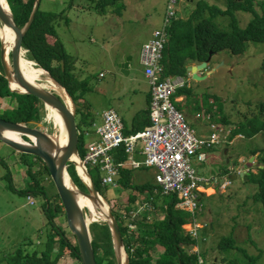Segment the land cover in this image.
<instances>
[{"label":"trees","instance_id":"obj_1","mask_svg":"<svg viewBox=\"0 0 264 264\" xmlns=\"http://www.w3.org/2000/svg\"><path fill=\"white\" fill-rule=\"evenodd\" d=\"M6 1L12 13L15 25L19 29H22L29 20L35 0ZM116 1L118 0H99L98 7L100 6V11L98 14L104 15L107 11H110L120 15V11L124 10V6L121 5L117 7ZM119 1L122 2V0ZM41 2L42 0H40V5ZM178 2L179 0L174 4V10ZM40 5L32 25L22 41V48L25 51L23 58L29 62H33L37 68L48 73L51 78L65 90L73 101L76 107V116H81L80 125H76V127L78 132L77 148L79 157L82 159L86 150L83 137L88 133V131H86L87 129L91 127L94 128V122H90V124L85 127L86 121L82 114L85 105L79 108L77 107V103L90 91L88 89L89 78L84 80H79L77 78L74 72L75 70L72 69V56L65 51L64 45L56 31V26L59 22L64 18L65 20L68 19L66 11L71 10L74 5L71 0V4H67L64 11L60 13L42 11ZM258 5L260 13L256 10V0H226L224 9L214 4L210 5L205 0H198L194 10L189 13L186 19L180 18L175 11V15L167 28V40L161 52L160 65L162 67V74L160 75V80L177 76L187 78L189 77L187 67L190 66L191 63H196L193 64V66L207 61L209 63L211 58L220 52H228L235 56L243 55L246 53L249 43H264V0H260ZM113 6H116L115 10L112 8ZM167 6L168 0L166 9ZM107 8H110V10H106ZM237 12L247 13L251 16V19L244 28L239 26V22L236 18ZM163 21L164 17L161 26ZM161 26L155 28L153 31L160 29ZM11 32L13 34L12 30ZM138 60L140 64V53ZM62 63L63 68L61 66ZM140 66L142 67L141 64ZM181 96L187 98L191 96V93L186 87H183L178 89L172 97L173 103L180 112L183 110V105L181 106L180 103L176 102V98ZM0 99L10 104L9 106L11 108L10 112H5V114L0 110L1 119L12 123L24 124L28 127H34L35 124L43 122L46 111L44 105L34 96L20 95L11 92L4 77L1 63ZM151 99L152 96L150 92L148 108L146 111H142L136 116L135 121L136 123L139 122V124L135 126L136 128L133 134L143 131L144 128L150 124L149 107ZM207 100L208 99H205V106L208 110L211 111V108L215 107V105L217 109H220L217 97H214V102L210 105ZM47 112L49 113V119L56 122L58 114H54V111L49 107L47 108ZM141 119H145L142 124H140ZM187 122L189 123L188 120ZM212 123L217 127L230 125L225 117H222L220 120L222 125L214 121H212ZM228 133L230 135L226 138V143L235 137H237V139L243 137V139L251 142L257 135L263 136L264 101L256 106V111L252 112L251 117L244 118L234 129L231 128ZM124 134L128 135L127 133ZM219 146L207 150L206 161L200 164L205 166L210 159L208 153ZM225 150H227V146ZM247 155L250 159H255V163L253 166L248 163L247 165L250 170H245L244 172L239 173L237 165L229 167L227 163H225L226 165H222L221 169L217 168V170L221 171L219 174L217 172L214 173L213 170L215 165L212 163L211 166H213V169L209 171V173H211L210 176L200 175L194 169L195 177L205 180V182L200 184L202 189L199 193L200 203L201 198L207 196L206 194L203 195L205 190L212 188L215 192L213 185L216 184V178L220 179L221 184L218 186L220 189L223 183L229 182L224 190L231 186L232 182L236 179H241L246 185H251L255 188L252 195L253 202L260 205V212L264 216V147L260 148L254 146L249 148L246 152V156ZM20 156L22 158L28 155L22 154ZM30 157H32L33 160H37V163H40V168L34 170V166L37 163L33 160L32 164L24 161L23 164H25L27 168L26 175L31 178L33 185L23 192V195L26 196L29 204H31L30 201H32L33 204L32 195L42 190L39 192L40 195L43 196V203L40 211L45 219V228L35 248L29 249L31 242L25 239L19 247L16 246L10 251L0 252V264H58L60 259L65 256H70L78 260L81 264L79 248L75 237L74 243V240L66 236V230L64 231L59 228L55 222L58 217L65 218V212L56 191L52 198H50L48 196L49 194L45 191L46 185L42 183L44 179L47 178V181L53 184L48 169L39 158ZM114 160L116 163H122L125 160L123 147H119V149L115 151ZM211 162L213 161L211 160ZM251 169H254V171ZM67 173L72 183L80 191L86 193L87 189L77 175L73 164H69ZM240 174H242V177L239 176ZM89 175L97 192L102 196L101 190H107L108 188L102 186L99 171L97 169L89 170ZM233 176H236V178L232 179ZM118 183L120 189L127 192V194L129 192L128 201L119 209L115 208L116 201L114 199L107 201L118 224L129 264H199V260H202L204 264H208L206 261L207 257H203V255L198 252H190L188 250L190 247H197L199 243L198 239L190 235L187 226L192 224L194 219L197 224L200 223L199 216L203 209L202 203L201 210L193 217L192 214L177 207L179 200L175 194L165 196L160 193V189L156 185L146 183L136 185L133 183V171L121 170ZM131 191H133V193H131ZM134 193L137 194L134 195ZM138 195H141V197ZM145 195L146 198L143 197ZM208 197H210V195H208ZM144 200L146 202H144ZM199 225L198 238L202 230V224ZM131 227H134V229H131ZM89 228L96 264H116L110 230L107 224L94 221L90 224ZM157 248L161 250H157ZM158 251L160 253L159 255ZM217 251L222 257L221 261L225 264L262 263L259 262L261 257L260 254L258 256L248 254L244 248L237 245L232 235L229 237H222L219 240Z\"/></svg>","mask_w":264,"mask_h":264},{"label":"rangeland","instance_id":"obj_2","mask_svg":"<svg viewBox=\"0 0 264 264\" xmlns=\"http://www.w3.org/2000/svg\"><path fill=\"white\" fill-rule=\"evenodd\" d=\"M197 1L179 0L175 6L178 16L186 19L189 13L194 10ZM205 1L223 9L226 5V0ZM72 2L73 8L66 11L68 19L61 20L56 26V31L65 51L72 56V69L76 71L74 72L77 78L79 80L89 78L88 89L90 91L77 103L79 108L85 105V109L82 111L86 121L85 127L90 122L100 125L102 113L106 109L114 108V101L111 99L116 95V97L121 96L130 107L133 106L134 89L144 81L143 68L138 62L140 46L148 39L153 29L161 26L167 0H122V2L118 0L116 6H124V10L120 11L122 15L116 17V14H111L107 18L98 14L100 11L99 0H72ZM259 2L260 0H256L258 12ZM67 4H71V0H42L40 9L60 13L64 11ZM116 6L112 8L115 10ZM106 10H110V8ZM236 18L239 26L244 28L251 16L247 13L237 12ZM0 26L2 27L1 21ZM122 53L128 54L133 60V71L129 77L118 72L117 65L114 66L115 60L120 58ZM193 64L196 63H191L190 66ZM33 67L40 69L36 65ZM133 74L136 75L137 81L130 79L134 77ZM198 74L203 77L202 80L194 79L190 74L186 78V89L190 91L191 96L183 97L184 100L180 102V105H183L181 112L189 121V125L198 137L207 136L208 129H211V124H214L212 121L221 124L222 117H225L230 125L221 124L222 126L219 128L234 129L244 118L251 117L252 112L256 111V106L264 101V43H249L246 53L239 56L220 52L214 55L207 68L199 71ZM48 77L53 81L47 73ZM40 83L45 84L49 91L53 89L55 94L70 104L64 98L66 93L64 90L61 91L60 86L56 83L59 87L56 91L46 83L45 79H42ZM214 97L218 98L220 109H217L214 104L215 107L210 111L205 106V99H208L210 105L214 102ZM9 105L5 100L0 99V110L4 114L10 112ZM185 109H188L194 117L188 118ZM56 120L57 126L49 119V113L45 111L44 120L40 123L43 131L51 137L58 135V127H60L58 124L63 122L59 115ZM80 121L81 116L77 115L75 124L80 125ZM126 127L128 128V126ZM86 131L91 134L94 128L91 127ZM199 131L204 132L205 135H199ZM20 138L26 143L30 142L23 136ZM232 140L220 145L222 148L219 155L217 152L215 153L214 157H219L216 160L214 158L216 162L214 173L219 174L221 171L217 168L221 169L225 163L229 167L237 165L239 173L250 170L247 164L253 166L255 159L246 156L247 150L254 146L264 147V135H257L251 142L243 137L240 139L235 137ZM90 141L91 136L84 135L85 146ZM226 146L227 152L223 154ZM20 155L22 154L0 142V252L19 247L25 239L31 242L29 249L35 248L45 228V219L40 213L43 196L39 192L42 190L32 195V205L23 195V192L33 185L31 178L26 175L27 168L23 163L25 161L32 164L33 159L29 155L22 158ZM33 161L37 163V160ZM193 167L198 174L204 176H210L209 171L213 169L210 164L203 166L197 162L193 163ZM38 168H40L39 162L34 166V170H38ZM251 170L254 171V169ZM142 181L144 184L156 185L154 170L133 171V183L138 185ZM215 181L216 184L213 185L215 192L208 190L210 197L201 198L203 209L199 219L202 230L199 233L198 246L190 247L188 250L207 257L208 264H225L221 261L222 257L217 251V245L222 237L232 235L237 245L244 248L248 254L252 256L260 254L259 262L264 264V216L260 212V205L253 202L252 195L255 188L246 185L241 179H236L231 186L223 191L218 187L221 184L220 179L216 178ZM42 183L46 185L45 191L52 198L56 191L54 185L48 182L47 178ZM107 188V190H101L103 196L101 197L108 205V201L114 199L116 201L115 208L119 209L128 201L129 192L127 194L120 187ZM136 194L134 193V195ZM138 196L141 197V195ZM143 197L146 198V195ZM144 202L146 201L144 200ZM83 209L90 224L103 220L89 212L88 208L83 207ZM55 222L59 228L66 230V236L69 239L74 240V236L67 229L64 217H58ZM157 250L161 249L157 248ZM58 264H80V262L70 256H65L60 259Z\"/></svg>","mask_w":264,"mask_h":264},{"label":"built area","instance_id":"obj_3","mask_svg":"<svg viewBox=\"0 0 264 264\" xmlns=\"http://www.w3.org/2000/svg\"><path fill=\"white\" fill-rule=\"evenodd\" d=\"M176 2L168 0L161 28L153 31L150 40L140 51V64L144 68L152 96L150 124L141 132L125 135L120 115L114 109L105 110L100 117V125H94V139L87 144L80 161L88 174L89 170L99 171L103 187L112 188L119 187L121 170L153 169L160 193L165 196L175 194L179 200L177 207L195 217L201 210L200 184L205 180L195 177L193 163L206 161V151L226 143L230 134L229 130L211 124L209 135L198 137L172 100L178 89L186 87V78L177 76L160 80L161 52L167 40V28L175 15ZM86 136L91 134L87 133ZM119 147L124 149L125 160L122 163L114 160V153ZM137 154L144 157L143 161L135 158ZM228 184L223 183L221 189L224 190ZM187 228L190 235L198 239L200 225L195 219ZM202 263L199 260V264Z\"/></svg>","mask_w":264,"mask_h":264},{"label":"water","instance_id":"obj_4","mask_svg":"<svg viewBox=\"0 0 264 264\" xmlns=\"http://www.w3.org/2000/svg\"><path fill=\"white\" fill-rule=\"evenodd\" d=\"M39 5L40 0H35L27 24L22 29H19L14 23L7 1L0 0V21L4 27L11 29L14 34L13 45L9 51L7 50V47H5L3 37L0 34V63L4 77L8 83V88L11 92L20 95L34 96L44 105L45 110L49 107L54 109L61 116L65 130L64 136L66 137V142L64 145L59 144L60 133H58L57 136L55 135V137H51L43 132V127L40 124H35L34 127H28L24 124L12 123L1 118L0 142L19 154L39 158L44 163L64 208L67 228L76 239L81 264H96L91 245L92 238L89 228L90 221L80 204L79 197L87 198L91 203L97 206H101V199L104 202L105 200L97 192L89 174L83 169L80 161L77 148L78 132L75 124L76 107L61 86L60 88L66 93V97L70 101V104H68L59 95L55 94L52 90L49 91L45 88L37 87L31 84L23 78L19 68L20 61L25 54V51L22 48V41L32 25ZM9 57L11 59H9ZM130 62L131 57L129 56L124 58L122 62L117 65L122 74H128ZM207 64L208 61L194 66H188L187 71L194 79L202 80L203 77H200L198 72L207 68ZM61 66L63 68V63ZM53 82L56 83L54 80ZM12 85H15L17 88H12ZM5 132H12L19 136H23L30 142L23 143L8 138L4 135ZM72 158H76L78 162ZM69 164L74 165L77 175L80 177L87 189L86 193L80 191L72 183L71 178L67 173ZM78 167L81 168L83 174L85 175V180L80 176L77 170ZM239 176L242 177V174ZM235 178L236 176L232 177V179ZM107 208V213L101 222L106 223L109 227L116 264H129L118 224L108 204Z\"/></svg>","mask_w":264,"mask_h":264},{"label":"crops","instance_id":"obj_5","mask_svg":"<svg viewBox=\"0 0 264 264\" xmlns=\"http://www.w3.org/2000/svg\"><path fill=\"white\" fill-rule=\"evenodd\" d=\"M111 14L113 15L114 13L107 11L104 15H102V17L107 18ZM121 15L122 14H120V15H117L116 14V17H120ZM152 31H151V33H152ZM151 33H150L148 39L144 43H146L149 40V38L151 37ZM142 45L140 46V49H141ZM139 53H140V50H139ZM127 57H129L128 54L122 53L121 56H120V58H118V59L115 60L114 66L115 65H118L119 63H121L122 60L124 58H127ZM138 57H139V55H138ZM132 61L133 60L131 58V62H130V66H129V71H128V74L125 75V76H128L129 77L131 75L132 71H133L132 70ZM138 62H139V60H138ZM117 69H118V72H119L120 70H119L118 67H117ZM142 73H143L144 81L142 82V84H139L138 86H136L137 87L136 89H134V92H133L134 101L132 103L133 104L132 107H130L127 104V102H124V100L122 99L121 96L116 97L117 96L116 95L115 97H113L111 99V101L112 100L114 101V108H111V109H114L120 115V117L122 119V122H123V126H124V133H127L128 135H133V133L135 132L134 130L136 128L135 126L139 124V122L136 123V121H135L136 116L140 112L146 111L147 108H148V100H149V97H150V87H149V84H148L147 79L144 76V72H142ZM135 74H136V71H135ZM135 74H133V76H134L133 78H130V79H132V81H134V80L137 81V78H136V75ZM100 76L102 77L101 74H100ZM183 100H184V98L182 96L179 97V98H176V102H178V103L182 102ZM184 111L186 112L188 118L191 119L192 117H194V115H191V113H189V110L188 109H185ZM100 120H101V118H100ZM144 120L145 119H141L140 124H142L144 122ZM126 126H128V128ZM139 132H141V131H139ZM93 133L94 132H91V139L92 140L94 139ZM199 135H205V133L202 132V131H199ZM221 148H222V146H219L217 148H214V150H212V152H209L208 157H210V159H209V162L210 163L208 162L207 164H210V165H212V163L214 165L216 164V162L214 161V158L216 160V158L219 157V156H217V157L215 156L214 157V155H215L216 152L219 155V151H221ZM226 152H227V150H225V152H223V154H225ZM135 158L137 160H139V161H143V159H144V157L142 155L140 156L138 154L135 155ZM211 160L213 162H211ZM141 170H149V169H141ZM155 175H156V172H155ZM143 183H144L143 181L140 182V184H143ZM208 190L209 191H213L212 188H209V189L205 190V192L203 193V195L206 194L207 195L206 198H208V195H209V191ZM40 213H41V216L44 217L41 211H40Z\"/></svg>","mask_w":264,"mask_h":264},{"label":"bare ground","instance_id":"obj_6","mask_svg":"<svg viewBox=\"0 0 264 264\" xmlns=\"http://www.w3.org/2000/svg\"><path fill=\"white\" fill-rule=\"evenodd\" d=\"M0 34L3 37V41H4V44H5V47H7V50L9 51L12 48L13 41H14V35L12 34L11 29L4 27L3 24H2V27L0 26ZM33 65L34 64L32 62H29V61L25 60L24 58L21 59L19 68H20V72H21V75L23 76V78H25L27 81H29L31 84H33V85H35L37 87H41V88H45L46 89L48 87H46L45 84H41L40 83V81H42V79H45L46 83H48L49 86L54 88L55 91L59 89V87L51 79H49V77L47 78V73L45 71H43L42 69L41 70L40 69H36V68L33 67ZM11 87L12 88H17L15 85H12ZM61 91H62V89H61ZM64 98L67 99L65 94H64ZM69 103H70V101H69ZM51 110L54 111V114L57 113L54 109H51ZM46 111H47V109H46ZM56 123H57V120H56V122H54V124L56 125ZM58 126H60V127H58L59 128V133H60V135H59V144L64 145L65 142H66V137L64 136L65 130H64L63 122H62V124L59 122ZM4 135L6 137H8V138H11V139H14L16 141H20V142L24 143L23 139H21L20 136L15 134V133L5 132ZM47 135H49V134H47ZM31 139L34 140L33 138H31ZM73 160L78 162L76 158H73ZM78 172H79L80 176L85 180L86 177L83 174L81 168H79V167H78ZM79 200H80V204H81L82 207L88 208L89 212H91L92 214L104 219V216L107 213L108 208H107V204L102 199H101V202H102L101 206H97V205L91 203L89 199L84 198V197H79ZM199 224H201V223H199Z\"/></svg>","mask_w":264,"mask_h":264},{"label":"clouds","instance_id":"obj_7","mask_svg":"<svg viewBox=\"0 0 264 264\" xmlns=\"http://www.w3.org/2000/svg\"><path fill=\"white\" fill-rule=\"evenodd\" d=\"M208 131H209V129H208ZM28 140V139H27ZM203 262V261H202ZM202 264H204V263H202Z\"/></svg>","mask_w":264,"mask_h":264},{"label":"flooded vegetation","instance_id":"obj_8","mask_svg":"<svg viewBox=\"0 0 264 264\" xmlns=\"http://www.w3.org/2000/svg\"><path fill=\"white\" fill-rule=\"evenodd\" d=\"M11 59V58H10Z\"/></svg>","mask_w":264,"mask_h":264}]
</instances>
